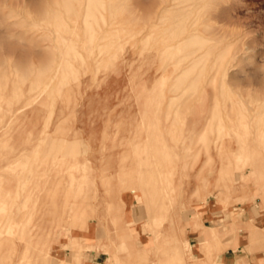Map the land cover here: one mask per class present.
I'll return each instance as SVG.
<instances>
[{
  "label": "rangeland",
  "instance_id": "1",
  "mask_svg": "<svg viewBox=\"0 0 264 264\" xmlns=\"http://www.w3.org/2000/svg\"><path fill=\"white\" fill-rule=\"evenodd\" d=\"M0 264H264V0H0Z\"/></svg>",
  "mask_w": 264,
  "mask_h": 264
},
{
  "label": "crops",
  "instance_id": "2",
  "mask_svg": "<svg viewBox=\"0 0 264 264\" xmlns=\"http://www.w3.org/2000/svg\"><path fill=\"white\" fill-rule=\"evenodd\" d=\"M241 252V251H240ZM242 259H246V256L245 257H239V260H242Z\"/></svg>",
  "mask_w": 264,
  "mask_h": 264
},
{
  "label": "bare ground",
  "instance_id": "3",
  "mask_svg": "<svg viewBox=\"0 0 264 264\" xmlns=\"http://www.w3.org/2000/svg\"><path fill=\"white\" fill-rule=\"evenodd\" d=\"M110 260V258H108Z\"/></svg>",
  "mask_w": 264,
  "mask_h": 264
}]
</instances>
